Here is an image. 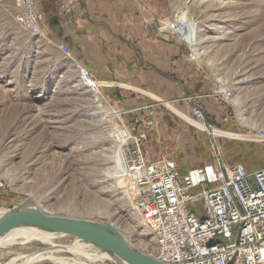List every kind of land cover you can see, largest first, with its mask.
Segmentation results:
<instances>
[{
	"label": "rangeland",
	"instance_id": "obj_1",
	"mask_svg": "<svg viewBox=\"0 0 264 264\" xmlns=\"http://www.w3.org/2000/svg\"><path fill=\"white\" fill-rule=\"evenodd\" d=\"M153 3L168 8L163 22L191 28L194 46L186 48L225 99L226 128L205 119L229 133L209 134L214 157L216 147L224 165L234 159L249 171L264 168V0ZM44 13V36H33L16 23L15 0H0V211L33 202L52 216L111 225L135 251L154 256V238L118 174L122 145L115 132L126 122L104 99L101 83L81 80L85 68L59 50L65 44L52 40L54 17ZM188 208L202 217L200 200ZM45 247L34 243L22 254ZM87 252L106 253L93 245ZM13 257L0 251V264ZM106 261L99 264H117Z\"/></svg>",
	"mask_w": 264,
	"mask_h": 264
},
{
	"label": "crops",
	"instance_id": "obj_2",
	"mask_svg": "<svg viewBox=\"0 0 264 264\" xmlns=\"http://www.w3.org/2000/svg\"><path fill=\"white\" fill-rule=\"evenodd\" d=\"M59 1L35 0L37 9L47 12L45 18L54 17L50 37L65 44L101 83L104 99L123 116L130 132L146 135V160H173L182 179L206 166L216 169L209 134L229 133L195 123L193 110L200 109L209 124L225 129V99L192 52L159 30L168 8H158L154 0H79L73 14L64 16L58 12ZM233 164L234 159L225 163Z\"/></svg>",
	"mask_w": 264,
	"mask_h": 264
},
{
	"label": "built area",
	"instance_id": "obj_3",
	"mask_svg": "<svg viewBox=\"0 0 264 264\" xmlns=\"http://www.w3.org/2000/svg\"><path fill=\"white\" fill-rule=\"evenodd\" d=\"M79 0H60L58 12L71 16ZM15 21L30 35L44 36L43 15L35 0H15ZM184 24L161 21L159 30L178 38ZM59 50L71 57L65 45ZM81 80L98 83L88 71ZM193 121L207 126L200 109ZM122 173L128 194L141 224L156 244L153 258L164 264H264V168L248 172L240 163L216 169L206 166L180 178L173 160H146V135H135L123 124ZM196 200L203 205L202 217L189 211Z\"/></svg>",
	"mask_w": 264,
	"mask_h": 264
},
{
	"label": "bare ground",
	"instance_id": "obj_4",
	"mask_svg": "<svg viewBox=\"0 0 264 264\" xmlns=\"http://www.w3.org/2000/svg\"><path fill=\"white\" fill-rule=\"evenodd\" d=\"M191 28L185 27L182 31V35L185 37L186 42L190 48L194 46V40L191 36ZM248 81L246 79L243 82ZM86 83V82H84ZM89 84V83H86ZM222 93L226 96H231L227 92L222 90ZM98 97L97 94H95ZM235 104L238 105L236 99ZM118 116V115H117ZM115 136L121 144L123 142V135L121 131L117 130ZM119 155V154H118ZM122 167L118 168L119 178L128 183L126 176L122 173ZM129 187V186H128ZM32 202V201H31ZM35 203H28L24 205V209L30 210L34 208ZM38 206L37 204H35ZM39 207V206H38ZM44 211V210H43ZM9 211H0V218L6 215ZM66 237L63 234H56L50 231H46L35 227L21 226L15 228L0 237V251H7L10 254L15 255L5 264H36V263H52V264H96L104 261H115L117 264H126L120 258L110 255L108 253L99 254L97 252L88 253L87 249L91 248L90 244H80V240L73 238L74 240L69 242L68 245L63 244L59 240ZM34 243H40L46 245L45 248L38 249L26 255L22 254L28 246ZM68 255L73 256V259L68 258ZM84 258V260H82ZM106 261V262H107ZM111 261V262H112ZM20 262V263H19Z\"/></svg>",
	"mask_w": 264,
	"mask_h": 264
},
{
	"label": "water",
	"instance_id": "obj_5",
	"mask_svg": "<svg viewBox=\"0 0 264 264\" xmlns=\"http://www.w3.org/2000/svg\"><path fill=\"white\" fill-rule=\"evenodd\" d=\"M214 151L218 157L217 150ZM218 161L222 165L219 157ZM24 205L26 204L18 205L0 218V237L21 226L35 227L86 242L120 258L126 264H164L150 255L135 251L129 246L125 237L111 225L52 216L35 204L30 210L24 209Z\"/></svg>",
	"mask_w": 264,
	"mask_h": 264
}]
</instances>
